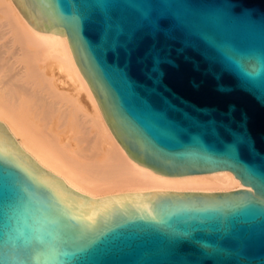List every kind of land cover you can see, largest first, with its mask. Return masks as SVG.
<instances>
[{"label": "water", "instance_id": "water-1", "mask_svg": "<svg viewBox=\"0 0 264 264\" xmlns=\"http://www.w3.org/2000/svg\"><path fill=\"white\" fill-rule=\"evenodd\" d=\"M21 1L129 158L246 188L85 200L0 133V264H264V0Z\"/></svg>", "mask_w": 264, "mask_h": 264}, {"label": "bare ground", "instance_id": "bare-ground-1", "mask_svg": "<svg viewBox=\"0 0 264 264\" xmlns=\"http://www.w3.org/2000/svg\"><path fill=\"white\" fill-rule=\"evenodd\" d=\"M30 16L21 0H0V133L18 157L85 200L246 188L229 170L167 175L129 158L66 34Z\"/></svg>", "mask_w": 264, "mask_h": 264}]
</instances>
